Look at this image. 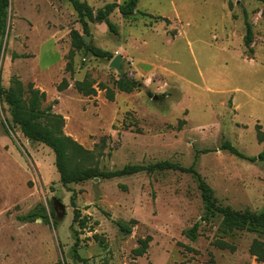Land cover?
<instances>
[{
    "label": "rangeland",
    "instance_id": "obj_1",
    "mask_svg": "<svg viewBox=\"0 0 264 264\" xmlns=\"http://www.w3.org/2000/svg\"><path fill=\"white\" fill-rule=\"evenodd\" d=\"M81 1L97 11L130 0ZM10 3L8 31L0 36V84L9 88L17 78L25 90L32 83L45 92L42 108L54 104L52 111L65 119L64 133L93 153L87 166L115 171L170 161L189 167L197 150L215 149L201 155L195 168L219 205L264 212V162L218 150L229 140L250 157L264 151L258 139V126L264 132L263 2L139 0L134 16L114 12L110 20L118 34L104 23L91 24L90 46L110 52L113 59L121 55L122 73L111 67L113 59L96 58L85 49L75 52L73 73L67 72L71 31L84 35L68 0ZM246 15L253 28L252 50L245 46ZM121 78L138 80L139 89L119 91L115 82ZM64 79L70 86L59 92ZM84 81L96 96L77 91L75 83ZM104 88L114 91V101ZM74 192L84 229L73 222ZM39 206L46 208L49 224L44 218L20 220ZM204 212L196 177L181 172H145L64 187L53 151L30 143L0 99V264H82L74 253L77 237L85 264L257 262L249 247L255 239L264 242V235H224L222 217L204 222ZM197 222L199 238L192 242L185 233ZM146 238L151 240L147 253L136 257L133 250ZM220 239L236 251L214 247Z\"/></svg>",
    "mask_w": 264,
    "mask_h": 264
},
{
    "label": "trees",
    "instance_id": "obj_2",
    "mask_svg": "<svg viewBox=\"0 0 264 264\" xmlns=\"http://www.w3.org/2000/svg\"><path fill=\"white\" fill-rule=\"evenodd\" d=\"M264 3V0H259ZM74 11L79 17L82 25V35L77 30L71 31L72 50L69 54V62L67 64V72L73 73V58L77 50L85 49L94 57L103 60H112L113 55L110 52L102 51L96 46H88L84 41V36L90 35V25L96 23H104L109 31L118 34V27L110 20L111 15L118 11L123 17L128 18L134 16L138 12L139 0H130L124 4L109 3L103 8L95 11L87 2L81 0H68ZM10 0H0V36L5 37L8 31ZM167 21V20H166ZM246 36L245 46L252 50L253 43V28L245 16ZM69 83L64 79L57 87L59 92H63L69 88ZM115 87L124 93L131 94L140 87V82L135 79L121 78L115 82ZM75 88L80 94L86 97L96 96L97 90L88 81L76 82ZM106 97L109 101H114L115 93L113 90L104 88ZM0 99L9 107V113L12 122L16 125L21 133L28 140H33L34 143H40L50 148L55 155V167L60 175L61 184L68 187L72 184H79L93 179L113 180L117 178L133 176L140 173H155L165 171H175L185 174L194 175L197 179L201 197L204 204V222H210L218 217H222L220 230L224 235L239 231L250 234L264 235V212L256 213L250 209L234 210L229 206L219 205L215 197L214 190L206 183L203 177L197 172L195 163L203 154H208L213 150H197L194 163L189 167H184L178 163L170 161H161L152 165H126L122 169L115 171L102 170L99 167H89L87 163L94 158V155L89 150L78 144L72 137L64 133L65 119L62 115L52 111L54 104L46 108H42L46 101V93L36 89L34 84L28 85V90H25L22 82L14 78L11 81L9 88H4L0 84ZM13 128V126H12ZM258 139L264 141V132L261 126H258ZM218 150L228 152L234 157L248 161L251 163L264 162V151L257 156L250 157L242 153L236 148L231 141L224 140ZM75 165V166H74ZM74 166V167H73ZM76 193H73L71 198V206L73 207V222L78 223L84 229L86 227L85 220L81 216V212L76 205ZM55 211L52 216H55ZM38 218H44L47 224L50 223L47 210L44 206H39L38 211L30 212L26 216L20 218L25 222H34ZM117 226L124 232H131L129 225L117 222ZM59 225L55 220L54 228ZM200 224L197 222L185 235L192 242H196L199 238ZM150 238L140 240L139 246L133 250L136 257H142L147 253L149 248ZM220 250H229L235 252L237 247L222 239L216 240L212 244ZM79 238L77 237L74 245L75 258L82 264L86 260L81 258L78 253ZM188 251L194 252L192 248ZM249 254L255 257L258 263H264V242L255 239L249 247Z\"/></svg>",
    "mask_w": 264,
    "mask_h": 264
},
{
    "label": "water",
    "instance_id": "obj_3",
    "mask_svg": "<svg viewBox=\"0 0 264 264\" xmlns=\"http://www.w3.org/2000/svg\"><path fill=\"white\" fill-rule=\"evenodd\" d=\"M84 41L86 42V44L88 46H90L91 44V37L89 36H84ZM122 60V56L121 55H118L116 56L112 62H111V67L115 68L119 73H122V64H121V61ZM157 99V97H155V100ZM30 143H34L33 140H29ZM96 181H98V179H96Z\"/></svg>",
    "mask_w": 264,
    "mask_h": 264
},
{
    "label": "crops",
    "instance_id": "obj_4",
    "mask_svg": "<svg viewBox=\"0 0 264 264\" xmlns=\"http://www.w3.org/2000/svg\"><path fill=\"white\" fill-rule=\"evenodd\" d=\"M254 264H264V263H257V262H253Z\"/></svg>",
    "mask_w": 264,
    "mask_h": 264
}]
</instances>
